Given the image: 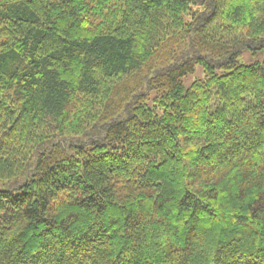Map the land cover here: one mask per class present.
I'll return each mask as SVG.
<instances>
[{"label": "trees", "instance_id": "16d2710c", "mask_svg": "<svg viewBox=\"0 0 264 264\" xmlns=\"http://www.w3.org/2000/svg\"><path fill=\"white\" fill-rule=\"evenodd\" d=\"M0 264H264V0H0Z\"/></svg>", "mask_w": 264, "mask_h": 264}, {"label": "rangeland", "instance_id": "374dc122", "mask_svg": "<svg viewBox=\"0 0 264 264\" xmlns=\"http://www.w3.org/2000/svg\"><path fill=\"white\" fill-rule=\"evenodd\" d=\"M262 60L261 57H255L251 54H244L240 59L239 61L246 64V65H250V64H254L256 62H260ZM203 78V73L202 71L198 68L196 70V72L193 74V75H190L188 77H186L184 79V86L185 88H188L191 83L195 80H199V79H202Z\"/></svg>", "mask_w": 264, "mask_h": 264}]
</instances>
